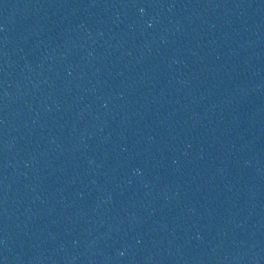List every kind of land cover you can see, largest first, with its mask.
Returning <instances> with one entry per match:
<instances>
[{
    "label": "water",
    "instance_id": "obj_1",
    "mask_svg": "<svg viewBox=\"0 0 264 264\" xmlns=\"http://www.w3.org/2000/svg\"><path fill=\"white\" fill-rule=\"evenodd\" d=\"M0 264H264V0H0Z\"/></svg>",
    "mask_w": 264,
    "mask_h": 264
}]
</instances>
